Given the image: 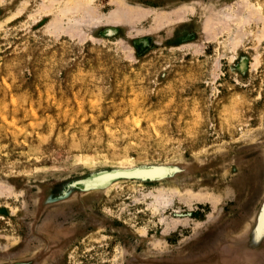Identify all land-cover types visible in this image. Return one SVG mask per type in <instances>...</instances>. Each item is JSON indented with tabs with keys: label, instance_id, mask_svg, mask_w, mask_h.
<instances>
[{
	"label": "rangeland",
	"instance_id": "rangeland-1",
	"mask_svg": "<svg viewBox=\"0 0 264 264\" xmlns=\"http://www.w3.org/2000/svg\"><path fill=\"white\" fill-rule=\"evenodd\" d=\"M263 5L0 0V264H264Z\"/></svg>",
	"mask_w": 264,
	"mask_h": 264
},
{
	"label": "water",
	"instance_id": "water-1",
	"mask_svg": "<svg viewBox=\"0 0 264 264\" xmlns=\"http://www.w3.org/2000/svg\"><path fill=\"white\" fill-rule=\"evenodd\" d=\"M172 180H174V178ZM172 180H170V181H172ZM158 181H160V180L153 181V180L147 179V181H144L142 183H136V184L145 185V184H155V183L165 182V181H161V182H158ZM63 182H66V181H63ZM63 182H61V184H63ZM70 194H71L70 197H69L70 199H72V197L76 196L73 193H70ZM67 197H65V198L68 200L69 198H67ZM263 209H264V194H263V197H262V199H261V201L259 203V206H258L257 210L255 211V213H254V215L252 217V222L250 224V227L244 233L239 235L238 237L232 238L230 241H228V243H227L228 246L227 247H228L229 255H231V256L235 255V256H238V257H247V256L255 257V256L259 255V253L262 252V250L264 248L256 251L254 249H248L249 246L241 247V245L244 244V242H247V243L250 242L249 241V238H250L249 236L251 234H253L254 228L257 227V225L259 223V220H260V215H261ZM40 240H42L44 245L42 246L41 249L37 250L36 252L43 251L46 248V245H45L46 242L42 238H40Z\"/></svg>",
	"mask_w": 264,
	"mask_h": 264
},
{
	"label": "bare ground",
	"instance_id": "bare-ground-1",
	"mask_svg": "<svg viewBox=\"0 0 264 264\" xmlns=\"http://www.w3.org/2000/svg\"><path fill=\"white\" fill-rule=\"evenodd\" d=\"M66 1V0H65ZM22 2V1H21ZM19 3H20V1H19ZM24 3V2H23ZM25 6V5H24ZM264 6V5H263ZM18 9V8H17ZM23 9V8H22ZM16 11V10H15ZM260 11V10H259ZM18 12V11H17ZM15 13V12H14ZM182 14V13H181ZM64 15H65V13H64ZM253 15V14H252ZM8 19V18H7ZM236 19H238V18H236ZM241 19V18H240ZM245 19H247V18H245ZM6 20V19H5ZM248 20V19H247ZM245 21V20H244ZM248 22V21H247ZM1 23V22H0ZM243 24V23H242ZM240 25V24H239ZM244 25V24H243ZM240 32V31H239ZM241 33V32H240ZM262 33V32H261ZM236 34H238V33H236ZM242 34V33H241ZM215 35V34H214ZM263 36H264V33L262 34ZM216 36V35H215ZM236 38V37H235ZM262 38V37H261ZM260 38V39H261ZM236 42V41H235ZM229 44V43H228ZM237 46V45H236ZM235 46V47H236ZM229 49V48H228ZM233 49H234V45H233ZM232 50V49H231ZM235 50V49H234ZM230 51V50H229ZM221 57V56H220ZM230 60V59H229ZM193 135V134H192ZM146 165H150V164H146ZM139 166V165H138ZM109 169V168H108ZM111 169V168H110ZM177 170V169H176ZM92 173V172H91ZM91 173H89L88 175H90ZM180 174L181 173H183V171L181 170V172H179ZM88 175L87 176H85V177H83V178H81V179H79V180H76V182H78V181H82V180H87L89 177H88ZM121 181V180H120ZM132 181H134L135 182V180H132ZM72 182H75V181H71V183L69 184V185H74V183H72ZM173 182V181H172ZM174 191V193H175V191H176V193L178 194V195H181V194H183V193H181L178 189H174L173 190ZM190 194V193H189ZM198 194V193H197ZM201 194V193H200ZM188 197V196H187ZM190 198V197H189ZM188 198V199H189ZM191 198H193V199H195V200H201L202 198H204V195H194V194H191ZM190 200V199H189ZM204 201V200H203ZM166 202V201H165ZM202 202V201H201ZM216 202V201H215ZM213 203V202H212ZM250 238H249V243H247V242H244V244H242L241 245V247H247V246H249V248L248 249H254V250H256V251H258V250H260L263 246L262 245H264V209H263V211H262V213H261V215H260V220H259V223H258V225H257V227H255L254 228V230H253V234H251L250 236H249ZM36 253H38V252H36ZM37 256V255H36ZM44 263H46V262H44ZM16 264V263H15Z\"/></svg>",
	"mask_w": 264,
	"mask_h": 264
}]
</instances>
